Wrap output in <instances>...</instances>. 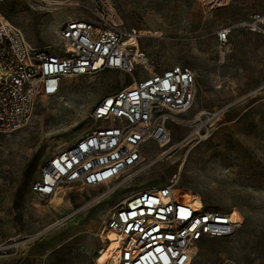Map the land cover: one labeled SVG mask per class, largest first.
Masks as SVG:
<instances>
[{
	"label": "rangeland",
	"instance_id": "374dc122",
	"mask_svg": "<svg viewBox=\"0 0 264 264\" xmlns=\"http://www.w3.org/2000/svg\"><path fill=\"white\" fill-rule=\"evenodd\" d=\"M112 1L124 25L140 32L147 60L132 74L104 69L67 77L57 94L34 104L25 125L0 133V264H98L99 246L106 245L101 230L114 207L170 179L205 206L243 216L233 235L201 241L189 264H264V37L236 27L222 58L215 41L219 27L263 11L264 0H230L216 9L196 0ZM81 11L37 0L0 2L29 44L50 53L59 50L60 25ZM176 64L194 72L195 96L177 115L181 122L170 124L167 145L146 143L142 163L111 183L64 185L63 202L32 191L45 161L95 126L91 113L103 96Z\"/></svg>",
	"mask_w": 264,
	"mask_h": 264
},
{
	"label": "built area",
	"instance_id": "2783aa9c",
	"mask_svg": "<svg viewBox=\"0 0 264 264\" xmlns=\"http://www.w3.org/2000/svg\"><path fill=\"white\" fill-rule=\"evenodd\" d=\"M37 1L82 11L60 25L59 50L52 53L32 47L23 31L0 12V133L25 125L34 104L57 94L67 77L104 69L132 74L147 60L139 47L140 32L124 25L112 0ZM196 1L216 9L230 0ZM236 27L264 37V10L215 31L220 58L229 50ZM131 37L134 41H128ZM195 86L194 72L176 64L103 96L91 113L95 126L45 161L32 191L49 201L64 185L95 187L119 179L142 163L146 143H169L170 124L181 122L177 115L191 107ZM178 187L177 179H170L137 190L114 207L101 232L106 245L111 242L108 233L114 235L117 255L104 264H189L201 241L237 231L243 218L239 210L183 201Z\"/></svg>",
	"mask_w": 264,
	"mask_h": 264
},
{
	"label": "bare ground",
	"instance_id": "6f19581e",
	"mask_svg": "<svg viewBox=\"0 0 264 264\" xmlns=\"http://www.w3.org/2000/svg\"><path fill=\"white\" fill-rule=\"evenodd\" d=\"M128 41H134L133 37H131L130 39H128ZM193 104V103H192ZM192 106V105H191ZM191 108V107H190ZM189 108V109H190ZM200 115V114H199ZM200 117L201 116H197L195 118L194 121L196 120H200ZM195 133H198V132H195ZM170 142V141H169ZM180 145V142L178 143ZM175 146V145H173ZM170 147L167 151H164V153L168 152L170 149L173 148ZM178 189L182 192V200H186V201H190L192 204H201L202 202L200 201L201 200V197L198 193L194 192L193 190L189 189V188H184L179 186ZM57 196L58 197V200L59 202H63V196H62V193H56L53 197ZM52 197V198H53ZM51 198V199H52ZM58 202V203H59ZM243 222V218L241 217V224ZM102 233V232H101ZM108 238L111 240L110 244L108 245H105L104 247H100L99 246V249H98V252H97V255H96V262L98 264H102L107 258H106V250H107V246H110L111 244H113V246L115 247L116 246V241H114V235L112 233H108ZM113 247V248H114ZM111 254H113V256H116L117 253L115 251H113ZM111 254H109L111 256Z\"/></svg>",
	"mask_w": 264,
	"mask_h": 264
}]
</instances>
